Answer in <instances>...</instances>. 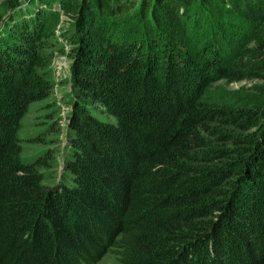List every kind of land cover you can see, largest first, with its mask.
Returning <instances> with one entry per match:
<instances>
[{"label": "trees", "instance_id": "1", "mask_svg": "<svg viewBox=\"0 0 264 264\" xmlns=\"http://www.w3.org/2000/svg\"><path fill=\"white\" fill-rule=\"evenodd\" d=\"M144 2L120 16L119 0L6 1L0 264H96L114 247L121 264H264V89L238 106L206 95L217 78L264 80V38L242 73L224 47L251 35L239 13L263 22L261 1ZM66 52V179L48 186L51 158L23 159L18 132Z\"/></svg>", "mask_w": 264, "mask_h": 264}, {"label": "rangeland", "instance_id": "2", "mask_svg": "<svg viewBox=\"0 0 264 264\" xmlns=\"http://www.w3.org/2000/svg\"><path fill=\"white\" fill-rule=\"evenodd\" d=\"M7 0H0V22L7 21L5 4ZM253 2L261 1L263 8V22L252 20L245 21V12L239 13L241 22L238 24L252 25L251 35L247 39L234 41L230 36L225 43V55L230 60L229 69L238 70L241 73L246 69H252L256 60L254 57V46L256 41L264 38V0H251ZM211 2V1H210ZM144 0H119L118 7L121 9L119 15H126L137 10ZM211 6H215L212 2ZM256 7V6H255ZM220 13L217 6L214 7ZM22 13H28L30 9L25 6L19 9ZM255 10V9H254ZM148 12V9L146 13ZM62 21L59 28L67 26L70 19L67 15H62ZM239 22V20H238ZM1 24V23H0ZM239 31V30H238ZM244 32L243 30L239 31ZM238 32V34H239ZM237 39V38H235ZM230 52V53H229ZM227 53V54H226ZM70 57L67 54H57L51 64V79L54 87L50 95L41 101L32 102L22 117L21 127L18 135L22 146V158L30 160L37 155L47 156L50 159V165L41 169L43 182L48 186H53L58 182L65 183L66 176H63L64 161L69 151L68 140V117L73 101V93L70 85ZM264 89V80L258 79H240L236 80L229 75L228 77L217 78L212 81L207 91V100L213 104L223 106H238L244 99L261 97L259 90ZM263 95V94H262ZM264 96V95H263ZM264 101V99H262ZM92 113L101 120L106 119L97 109ZM117 248H112L104 254L96 264H121L120 257L117 254Z\"/></svg>", "mask_w": 264, "mask_h": 264}]
</instances>
